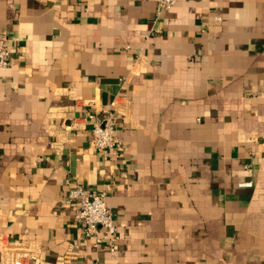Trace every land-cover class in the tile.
<instances>
[{"label": "crops", "instance_id": "obj_1", "mask_svg": "<svg viewBox=\"0 0 264 264\" xmlns=\"http://www.w3.org/2000/svg\"><path fill=\"white\" fill-rule=\"evenodd\" d=\"M0 33V232L34 264H264V0H0ZM73 185L108 194L115 251Z\"/></svg>", "mask_w": 264, "mask_h": 264}, {"label": "built area", "instance_id": "obj_2", "mask_svg": "<svg viewBox=\"0 0 264 264\" xmlns=\"http://www.w3.org/2000/svg\"><path fill=\"white\" fill-rule=\"evenodd\" d=\"M160 9H171L179 0H154ZM12 63L10 45L5 33H0V69L9 67ZM92 124L91 144L100 152H109L117 145V118L110 110H103L102 116L89 114ZM248 185V184H247ZM250 185V184H249ZM108 194L104 191L94 193L83 185H73L69 190L67 200L76 204V220L83 228L87 238H95L96 245H104L115 251L120 234L115 223V212L107 202ZM78 255L68 251L60 254L50 264H74ZM38 253L13 241L0 232V264H34ZM43 264V263H39Z\"/></svg>", "mask_w": 264, "mask_h": 264}]
</instances>
